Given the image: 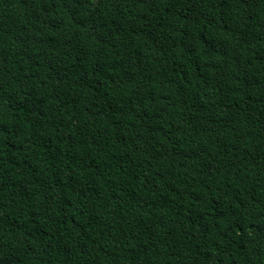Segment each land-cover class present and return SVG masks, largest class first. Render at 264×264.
Masks as SVG:
<instances>
[{"label":"trees","instance_id":"16d2710c","mask_svg":"<svg viewBox=\"0 0 264 264\" xmlns=\"http://www.w3.org/2000/svg\"><path fill=\"white\" fill-rule=\"evenodd\" d=\"M0 264H264V0H0Z\"/></svg>","mask_w":264,"mask_h":264}]
</instances>
